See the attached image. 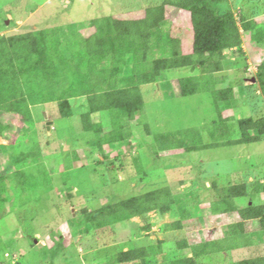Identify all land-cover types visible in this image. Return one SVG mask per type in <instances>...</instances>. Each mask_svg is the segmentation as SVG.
Here are the masks:
<instances>
[{
  "label": "trees",
  "instance_id": "trees-1",
  "mask_svg": "<svg viewBox=\"0 0 264 264\" xmlns=\"http://www.w3.org/2000/svg\"><path fill=\"white\" fill-rule=\"evenodd\" d=\"M227 1L145 0L144 13L135 18L104 15L80 24L74 22L35 27L19 33H0V136L13 140L16 125L22 133L21 137L14 138V142L0 143V205L8 202L5 193L10 186L19 188L21 194L28 190L40 192L35 194L37 201H40V194L48 195L54 190L53 172L56 170L45 162L47 154L42 147L39 119L35 115L38 106L56 104L58 112L46 113L72 119L76 115L72 101L84 98V110L75 125V133H85L84 139L99 152L96 160L99 163H105L111 153L116 152L115 160L108 165L110 169L122 157L120 147L132 146V139L140 128L139 117L146 106L142 86L162 85L165 72L171 69L189 68L193 74L178 78V94L189 96L211 92L219 117L203 127L161 133H153L150 123L144 122V133L151 139L147 144L156 159L162 153L192 152L264 139V115L236 120L233 116L223 115L225 110L237 106L234 87H218L223 79L217 74L224 70V60L229 55L226 49L238 47L243 52L244 40L250 44H264V22L249 18L239 2L235 6V9L241 7L239 13L234 8L222 11ZM174 8L190 13L193 45L189 52L184 51L183 38L175 32L172 20L168 18V9ZM85 27H90L91 32L85 33ZM255 78L264 97V60L259 63ZM41 118L46 119V114H41ZM44 128L46 135L49 129L46 130L45 125ZM236 128L238 137H234ZM204 132L211 142L204 141ZM75 133L73 138L76 140ZM68 142L73 143V140ZM63 153L72 156L64 162L62 178L65 197L73 201L78 191L69 185L68 169L84 161H80L76 147ZM138 158L142 162L141 153ZM125 165L122 163L117 170L127 172ZM111 169L116 170V167ZM146 173L141 165V173L136 175L143 180ZM3 183L7 186L5 191L2 190ZM180 183L186 182L182 179ZM208 188L213 196L209 203L211 213L237 219L228 224L227 235L220 238L209 237L197 243H190L187 238L174 239L169 250L190 247L191 254H181L169 264H204L202 257L227 256L233 249L264 243V237L255 238L257 233H264V200L261 197L264 181L258 179L252 187L244 179L226 186L214 181ZM241 197H249L251 201L239 204L236 200ZM256 198L261 201L254 202ZM200 201L194 186L176 191L171 186H161L134 196H107L104 204L96 208L83 205L77 215L71 214L73 237L70 245L64 237L55 236H52L51 245L39 244L44 248L43 261L54 264V259L61 254L71 252L73 255L72 246L77 243L74 237L80 233L92 236L96 241L98 229L136 217L145 221L137 228L150 232L152 212L164 215L177 208L178 215L166 223L165 228L186 230L191 226L187 223L189 219L198 222L202 217ZM253 220L259 227L255 235L248 226ZM166 243L167 240L159 239L152 244L122 249L112 254L107 264H155L164 253ZM9 255L7 248L0 247L1 264H12ZM74 262L70 259V264ZM235 264H264V253L243 258Z\"/></svg>",
  "mask_w": 264,
  "mask_h": 264
},
{
  "label": "rangeland",
  "instance_id": "rangeland-1",
  "mask_svg": "<svg viewBox=\"0 0 264 264\" xmlns=\"http://www.w3.org/2000/svg\"><path fill=\"white\" fill-rule=\"evenodd\" d=\"M144 2L145 0H0V33H19L35 27L68 25L74 22L80 24L104 15L135 18L144 13L142 8ZM238 2L245 8V14L249 18L264 22V0H228L224 3L222 11L228 8L235 9ZM239 8L241 10V7ZM236 9L235 11L239 13ZM168 18L172 20L175 32L183 38L184 51H191L193 29L190 13L175 8L168 9ZM237 18L239 19V16ZM90 29L85 27L84 32H91ZM242 50L243 52L239 51L238 47L226 50L229 55L224 60V70L217 74L223 79L218 87L229 85L234 87L237 106L225 110L223 115L227 118L233 116L235 120L264 115V97L255 83L256 80L253 81L259 63L264 60V44L255 42L250 44L244 40ZM190 74L193 72L189 68L171 69L165 72L162 79L164 81L160 82L163 86L155 83L142 86L146 106L139 117L140 128L132 139V146L120 147L122 157L116 160L114 165L116 170L111 169L114 166L110 168L111 170L108 166L115 160V151L105 163H99L96 161L99 152L84 139L85 133L78 131L80 136L78 132L75 133L77 130L75 125L84 110V98L72 101L73 106L76 107V115L72 119L53 117L46 113L58 112L56 104L36 108L40 139L47 154L45 162L49 167H53L54 171L56 170L53 172L55 187L48 195L40 194V201L36 200L35 195L40 192L33 190L21 194L19 188L10 186L5 193L9 200L0 205V247L7 248L10 254L8 258L11 257L12 264H46L42 255L44 248L39 244L51 245L54 239L52 236L64 237L66 243L70 245L69 242L73 237L70 225L71 214L77 215L81 206L96 208L104 204L107 196H116V198L134 196L161 186H171L175 191L194 186L201 200L200 221L189 219L187 223L191 226L186 230L166 229L165 224L173 221L178 215V210L175 208L174 212L164 215L150 213L152 221L150 232L137 228L145 221L136 217L98 229L95 234L97 242L92 236L80 233L74 237L78 245L75 243L72 246L73 255L71 252L61 254L54 259V264H70L72 258L75 264H107L109 257L122 249L152 244L159 239L167 240V243L164 246V253L159 256V261L155 264H169L171 259L181 254H191L190 247L169 250V245H173L174 239L187 238L190 243H197L205 238H220L227 235L228 224L237 218L211 213L209 203L213 196L208 187L214 181L220 186H226L232 181L244 179L250 187L258 179L264 181V139L253 143L210 147L192 152L162 153L156 159L147 144L151 139L149 140V136L144 133V122L150 123L153 133H161L195 126L203 127L218 119L219 114L211 92H200L189 96L178 94V78ZM43 113L46 114V119L41 118ZM48 120H51L52 125L49 130H47ZM13 122L15 123V120ZM44 125L47 130L46 135L43 132ZM19 131L16 125L12 132L13 140L0 136V143L14 142V138L22 135ZM73 133L76 140L73 138ZM204 133V141L211 142L209 135ZM238 136L239 130L236 128L234 137ZM69 139H72L73 143H69ZM221 139L226 140V137L221 136ZM73 147L77 148L80 161L84 163L79 162L68 169L69 185L73 186L76 192L78 191L71 201L70 198L65 197L66 188L63 184L62 170L65 166L64 162L72 158L65 156L63 151ZM139 153L142 154V162L138 158ZM122 163L126 164L125 173L117 170ZM141 165L147 171L143 180L136 175L141 173ZM182 179L186 183L181 184ZM6 187L3 183L2 190L5 191ZM261 197L264 200V195ZM254 200L257 203L261 201L257 198ZM236 201L245 205L251 200L249 201V197H241ZM253 221L248 226L255 235L259 227L258 223ZM257 234L258 236H255L257 240L264 237V233ZM263 253L264 243L233 249L227 256L208 255L202 257L201 261L204 264H235L243 258Z\"/></svg>",
  "mask_w": 264,
  "mask_h": 264
},
{
  "label": "water",
  "instance_id": "water-1",
  "mask_svg": "<svg viewBox=\"0 0 264 264\" xmlns=\"http://www.w3.org/2000/svg\"><path fill=\"white\" fill-rule=\"evenodd\" d=\"M227 50H228V49H227ZM255 80H256V78H253V81H255ZM50 122H51L50 120L47 121V128H48V129L51 128V126H50V125H51ZM73 212H74V210H73Z\"/></svg>",
  "mask_w": 264,
  "mask_h": 264
},
{
  "label": "built area",
  "instance_id": "built-area-1",
  "mask_svg": "<svg viewBox=\"0 0 264 264\" xmlns=\"http://www.w3.org/2000/svg\"><path fill=\"white\" fill-rule=\"evenodd\" d=\"M1 264V263H0Z\"/></svg>",
  "mask_w": 264,
  "mask_h": 264
},
{
  "label": "clouds",
  "instance_id": "clouds-1",
  "mask_svg": "<svg viewBox=\"0 0 264 264\" xmlns=\"http://www.w3.org/2000/svg\"><path fill=\"white\" fill-rule=\"evenodd\" d=\"M227 50V49H226Z\"/></svg>",
  "mask_w": 264,
  "mask_h": 264
}]
</instances>
